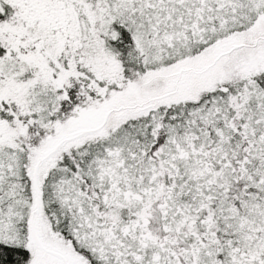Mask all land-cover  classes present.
<instances>
[{
  "label": "snow or ice",
  "instance_id": "6c2138e0",
  "mask_svg": "<svg viewBox=\"0 0 264 264\" xmlns=\"http://www.w3.org/2000/svg\"><path fill=\"white\" fill-rule=\"evenodd\" d=\"M0 264H264V0H0Z\"/></svg>",
  "mask_w": 264,
  "mask_h": 264
}]
</instances>
